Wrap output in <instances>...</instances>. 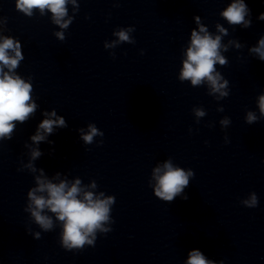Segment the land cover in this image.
<instances>
[{
    "label": "clouds",
    "instance_id": "clouds-1",
    "mask_svg": "<svg viewBox=\"0 0 264 264\" xmlns=\"http://www.w3.org/2000/svg\"><path fill=\"white\" fill-rule=\"evenodd\" d=\"M67 0H17L16 8L28 16L32 15L33 8H39L41 13L47 8L53 14L54 22L66 28L69 21L61 23V18L66 15ZM249 13L248 6L243 0H236L230 4L222 13V16L230 24H244L245 27L250 22L245 21V16ZM261 19H264V13H261ZM221 32L225 29L220 28ZM204 33V35H200ZM200 33L193 31L191 36V45L187 50V59L184 61L183 70L181 72V80H191L192 85H199L203 80L207 79L213 91L219 92L225 85L219 84V73L213 75L215 69L214 65L219 62L225 64V60L219 54L220 36L213 38L207 33V30L201 26ZM56 35L63 40V33H56ZM120 41H129L127 31L121 30L116 33ZM10 51L14 55H10ZM256 52L261 60H264V39L259 41V47L252 49ZM20 50V42L14 41L10 37H3L0 42V138L7 137L11 139V133L15 128L14 121L23 123L29 114L33 113L36 105L29 103L31 100L30 93L32 86L26 83L20 76L13 73V69L17 68L19 62L23 59ZM7 67L8 71L5 72L4 68ZM227 82L225 81V84ZM226 95V93H222ZM259 107L262 114H264V95L259 97ZM50 117L56 116L55 111L45 113ZM198 116L204 115L203 112L197 111ZM256 120L253 113H248V122L251 123ZM225 120L223 123H227ZM64 127L65 121L62 117H57L55 120L49 118L43 120L37 130L36 135L32 137L33 142L39 143L45 139L43 133L50 134L53 131V126ZM83 132V130H81ZM103 135L99 133L97 128L89 125L87 134L82 135L85 143H92L93 137L96 135ZM32 159L35 160L41 155L39 150H33ZM164 171L162 174L161 169L157 167L154 170L157 185L155 187V196L162 201L172 202L175 197L181 194L189 185V177L194 176L192 171L187 173L179 167H173L171 162H165L163 165ZM35 170V169H33ZM38 187L28 192V198L31 201L28 211L35 222L48 231L52 228V219L42 214L44 209L55 213L58 220L63 222L62 243L68 249H82L87 244H92L93 240L89 239L95 230L101 228L102 222L109 219V205L113 203V197L107 199H94L93 193L85 192L83 199H78L81 192L79 180L69 187L65 182L59 184L51 183L45 179L37 177ZM95 187V184L92 185ZM37 192L47 193V197L43 195H36ZM187 200V195L182 197ZM248 207L257 206V197L253 194L250 201L244 202ZM108 231L107 229H103ZM39 238V233H36ZM187 264H215L214 261L208 260L198 250H193L188 254Z\"/></svg>",
    "mask_w": 264,
    "mask_h": 264
}]
</instances>
